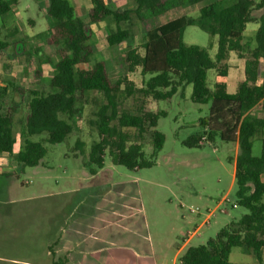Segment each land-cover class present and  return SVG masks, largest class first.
I'll return each instance as SVG.
<instances>
[{"label": "rangeland", "instance_id": "1", "mask_svg": "<svg viewBox=\"0 0 264 264\" xmlns=\"http://www.w3.org/2000/svg\"><path fill=\"white\" fill-rule=\"evenodd\" d=\"M47 1L16 0L8 13L0 15V40L7 43V48L0 50V88H6L4 99L18 104L12 119L13 150L0 154V264H164L183 244L188 231L197 228L185 247L204 244L221 227L246 213L235 204L232 161L237 145L218 138L198 147L183 144L190 135L202 134L198 121L207 117L209 109L208 103L191 101V85L178 89L169 100L149 104L152 110L166 112L156 124L164 134V143L149 168L131 171L112 164L107 155L102 168L87 165L90 145L98 140L95 114L105 102L98 92L90 93L64 141L44 143L47 153L39 164L22 166L16 160L28 91L48 87L57 59L46 45ZM68 1L75 16L84 17L90 0ZM106 1L111 8L121 10L132 8L134 3ZM232 1L222 0L224 4ZM263 12L264 7L256 12L255 21L246 25L244 55L255 46L257 21ZM121 26L128 27L130 38L110 46L105 35L116 28L115 22L108 17L93 23V41L99 52L80 67L89 68L102 59L110 76L118 77L124 50L139 48L143 40L136 17ZM183 40L206 48L214 57L216 37L197 26H187ZM224 65L227 76L220 77L211 69L207 82L213 88L223 79L227 91L233 92L244 77V58L231 51ZM128 78L140 86L144 77L137 70ZM118 101L119 111L135 112L140 96L122 92ZM4 102L2 110L9 104ZM253 113L261 115L259 109ZM31 139L42 141V135ZM150 149L149 144L144 145L146 153ZM252 153L260 154L257 139ZM195 207L199 210L191 212ZM208 211H212L209 223L202 225ZM229 264H264V249L258 261L252 251L235 247Z\"/></svg>", "mask_w": 264, "mask_h": 264}, {"label": "trees", "instance_id": "2", "mask_svg": "<svg viewBox=\"0 0 264 264\" xmlns=\"http://www.w3.org/2000/svg\"><path fill=\"white\" fill-rule=\"evenodd\" d=\"M16 0H0V15L8 13ZM129 9H113L106 0H90L84 17H77L68 0H48L46 15L49 34L46 45L56 54L48 87L28 91V101L20 128L22 143L15 157L22 166H36L47 153L44 143L58 144L72 132L74 119L88 102L91 92L102 94L105 102L95 116L98 140L90 145L87 165L104 166L107 155L114 165L135 171L154 165L164 134L156 129L164 110H152V101L169 100L178 89L191 85L192 102L209 104L206 118L199 119L202 134L190 135L183 144L198 147L218 138L237 144L234 160L235 204L246 209L238 219L221 227L204 244L187 246L175 264H229L235 247L252 251L261 260L264 248V12L259 15L254 34L255 46L243 53L242 39L247 23L264 7V0H133ZM197 15H192L193 12ZM110 17L116 24L105 35L110 46L130 38L128 27L133 17L143 36L139 46L124 50L121 71L112 78L106 62L88 63L99 48L93 41V23ZM195 25L216 37V52L211 57L206 48L186 44L183 33ZM7 43L0 40V50ZM244 58V77L233 92L227 91L221 79L210 88L208 70L216 69L227 76L225 61L229 53ZM223 66V67H222ZM139 70L144 77L136 86L128 75ZM138 94L140 104L135 112L119 111L118 95ZM6 88H0V154L11 153L15 144L12 131L17 103L7 101ZM9 102L2 110V106ZM3 104V105H2ZM259 109L261 115H254ZM42 135V141L31 139ZM260 141V154L253 155V141ZM150 145L146 153L144 145ZM81 146L82 142H76ZM92 170V169H91ZM53 264H62L53 262Z\"/></svg>", "mask_w": 264, "mask_h": 264}, {"label": "crops", "instance_id": "3", "mask_svg": "<svg viewBox=\"0 0 264 264\" xmlns=\"http://www.w3.org/2000/svg\"><path fill=\"white\" fill-rule=\"evenodd\" d=\"M90 7V6H89ZM88 7V8H89ZM87 8V9H88ZM236 144V143H235ZM237 145V144H236ZM237 147V146H236ZM236 154H237V148H236ZM236 156V155H235ZM234 160H235V157H234V159H233V166H234ZM233 178H234V169H233ZM190 238H188V239H186L185 238V240H184V242H183V244L182 245H180L179 247H177L176 248V251H175V253H174V255H172V257L168 260H165L164 261V264H175L176 263V261H177V258H178V256H179V254L182 252V250H183V247H185V245L188 243V240H189ZM187 247V246H186ZM185 247V248H186ZM264 249V248H263Z\"/></svg>", "mask_w": 264, "mask_h": 264}, {"label": "built area", "instance_id": "4", "mask_svg": "<svg viewBox=\"0 0 264 264\" xmlns=\"http://www.w3.org/2000/svg\"><path fill=\"white\" fill-rule=\"evenodd\" d=\"M235 205V204H234ZM199 208L198 207H195L194 209H190L191 212H194V211H198ZM212 215V211H208L207 212V215H206V218L204 219V221L202 222V225H205V224H208L209 223V218L210 216ZM197 234V228H195V230H193L192 232H187L186 233V239L190 238L191 236L193 235H196Z\"/></svg>", "mask_w": 264, "mask_h": 264}]
</instances>
